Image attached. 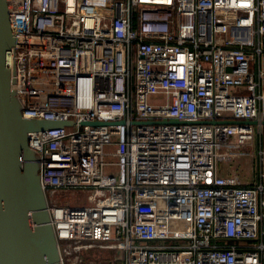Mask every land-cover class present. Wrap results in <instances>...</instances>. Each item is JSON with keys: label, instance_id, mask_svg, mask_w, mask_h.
Returning a JSON list of instances; mask_svg holds the SVG:
<instances>
[{"label": "built area", "instance_id": "1", "mask_svg": "<svg viewBox=\"0 0 264 264\" xmlns=\"http://www.w3.org/2000/svg\"><path fill=\"white\" fill-rule=\"evenodd\" d=\"M5 2L60 264H264V0Z\"/></svg>", "mask_w": 264, "mask_h": 264}, {"label": "water", "instance_id": "2", "mask_svg": "<svg viewBox=\"0 0 264 264\" xmlns=\"http://www.w3.org/2000/svg\"><path fill=\"white\" fill-rule=\"evenodd\" d=\"M13 44L6 2L0 0V264H60L26 132L68 121L21 116L5 62V52Z\"/></svg>", "mask_w": 264, "mask_h": 264}, {"label": "rangeland", "instance_id": "3", "mask_svg": "<svg viewBox=\"0 0 264 264\" xmlns=\"http://www.w3.org/2000/svg\"><path fill=\"white\" fill-rule=\"evenodd\" d=\"M238 151L242 153L240 157H234L228 162L218 161L217 166L223 174L228 172L236 173L242 182H250L253 179L252 150L249 147L240 146ZM177 225L182 226V223L178 222ZM71 254L77 255L79 259L74 260L72 257L65 258V256L63 264H79L80 261H84L83 264H106V262H102V259L106 257L105 254L100 253V250L97 251L94 247L82 249L79 252H71Z\"/></svg>", "mask_w": 264, "mask_h": 264}, {"label": "trees", "instance_id": "4", "mask_svg": "<svg viewBox=\"0 0 264 264\" xmlns=\"http://www.w3.org/2000/svg\"><path fill=\"white\" fill-rule=\"evenodd\" d=\"M102 260H103L102 262H106V264H107V261H106V259H105V258H103ZM83 262H84V261H83ZM83 262H81V261H80V263H79V264H83Z\"/></svg>", "mask_w": 264, "mask_h": 264}]
</instances>
